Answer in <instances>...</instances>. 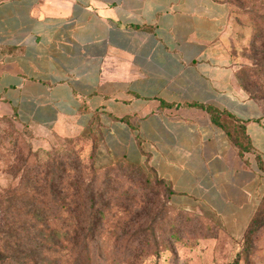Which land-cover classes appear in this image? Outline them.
<instances>
[{"label":"crops","instance_id":"0c3cea01","mask_svg":"<svg viewBox=\"0 0 264 264\" xmlns=\"http://www.w3.org/2000/svg\"><path fill=\"white\" fill-rule=\"evenodd\" d=\"M228 15L225 0H0V118L80 137L98 168L142 167L239 240L264 194V117L235 81Z\"/></svg>","mask_w":264,"mask_h":264},{"label":"trees","instance_id":"16d2710c","mask_svg":"<svg viewBox=\"0 0 264 264\" xmlns=\"http://www.w3.org/2000/svg\"><path fill=\"white\" fill-rule=\"evenodd\" d=\"M246 2L254 5L253 0ZM256 44L264 49V27L255 30L252 46ZM243 90L258 102L249 86ZM205 110L234 144L242 151L249 149L244 124L226 112L219 113L211 107ZM117 161L150 180L142 167L123 159ZM44 162L40 167L29 166L25 161L19 182L6 194L0 192V264H116L118 253L123 264H141L139 260L144 257L158 256L168 249L144 242L147 234L140 210L134 214L126 210L118 213L110 202H104L102 194L106 191L96 181L101 171L103 180L108 178L107 165L98 168L89 157V164L82 167L78 158H70L66 152ZM154 181L166 190L170 204V189L158 178L154 177ZM263 210L264 194L240 238L246 247L257 231ZM34 217L38 218L37 223L32 220ZM115 225L120 229H115ZM241 260L237 254L225 264H240Z\"/></svg>","mask_w":264,"mask_h":264},{"label":"rangeland","instance_id":"374dc122","mask_svg":"<svg viewBox=\"0 0 264 264\" xmlns=\"http://www.w3.org/2000/svg\"><path fill=\"white\" fill-rule=\"evenodd\" d=\"M225 2L229 6L225 35L234 56L235 81L242 90L249 86L261 104L264 117V49L258 44L252 46L255 30L264 27V0H253L254 5L246 0ZM26 131L11 118H0L2 194L19 182L25 161L29 166L40 164L41 167L45 160L66 152L70 158H78L82 167L89 164L86 143L80 137H36ZM107 166L108 178L103 180L101 171L96 181L106 191L102 194L104 202H110L118 213L126 210L134 214L140 210L139 216L147 231L143 229L147 234L144 242L168 248L158 256L144 257L139 260L141 264H225L237 254L242 258L240 264H264V210L257 231L246 247L240 239H231L198 213L173 208L168 203L166 190L149 172L148 181L147 175L128 169L120 161ZM86 181L89 182V177ZM32 220L38 222L37 217ZM115 229L120 227L115 225ZM116 264H123L119 253Z\"/></svg>","mask_w":264,"mask_h":264}]
</instances>
